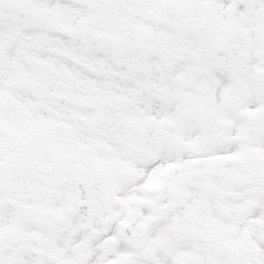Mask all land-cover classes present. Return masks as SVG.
I'll use <instances>...</instances> for the list:
<instances>
[{"label":"snow or ice","instance_id":"snow-or-ice-1","mask_svg":"<svg viewBox=\"0 0 264 264\" xmlns=\"http://www.w3.org/2000/svg\"><path fill=\"white\" fill-rule=\"evenodd\" d=\"M0 264H264V0H0Z\"/></svg>","mask_w":264,"mask_h":264}]
</instances>
